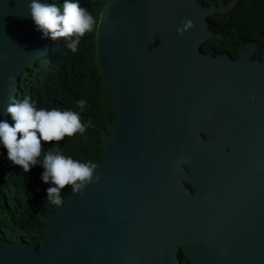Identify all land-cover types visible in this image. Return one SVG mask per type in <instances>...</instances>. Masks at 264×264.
<instances>
[{"label": "water", "instance_id": "water-1", "mask_svg": "<svg viewBox=\"0 0 264 264\" xmlns=\"http://www.w3.org/2000/svg\"><path fill=\"white\" fill-rule=\"evenodd\" d=\"M238 1H109L97 65L115 116L99 182L45 217L39 250L0 240V264H181L182 249L194 264H264V61L250 42L236 59L201 50L219 37L208 19ZM29 3L0 0V121L51 53Z\"/></svg>", "mask_w": 264, "mask_h": 264}, {"label": "trees", "instance_id": "trees-1", "mask_svg": "<svg viewBox=\"0 0 264 264\" xmlns=\"http://www.w3.org/2000/svg\"><path fill=\"white\" fill-rule=\"evenodd\" d=\"M110 0H78L94 17L92 31L81 38L76 53L66 49L64 38L51 41V53L29 66L21 76V93L17 100L30 97L37 110L53 108L61 111L71 110L81 116V122L91 120V126L83 133H76L52 144L42 142V154L49 148L58 147L65 156H71L81 162L97 163L103 156L102 142L110 131L115 112L108 99L97 65L96 31L97 25ZM218 0H197L201 6ZM226 5L230 0H220ZM64 0H50L62 6ZM76 2V0H74ZM209 30L219 37L201 49L203 52H228L233 57L247 41L262 43L256 55L264 54V0H239L235 8L227 14L213 18ZM260 34V36H259ZM259 44H257L258 46ZM85 100L86 106L81 112L78 101ZM9 124H12L11 116ZM19 138V137H18ZM44 169L39 164L29 173L14 165L6 149L0 144V240L17 243L24 240L40 249L47 230L44 219L60 205L46 200L47 189L51 186L42 179ZM66 186L61 191L64 197L71 190ZM181 264H194L188 258L187 251L179 253Z\"/></svg>", "mask_w": 264, "mask_h": 264}, {"label": "clouds", "instance_id": "clouds-1", "mask_svg": "<svg viewBox=\"0 0 264 264\" xmlns=\"http://www.w3.org/2000/svg\"><path fill=\"white\" fill-rule=\"evenodd\" d=\"M28 15L37 31L53 40L64 38L67 41L66 49L72 53L77 52L81 38L92 31L95 24L94 17L80 6L78 0H64L62 6L30 0ZM193 27V21L186 19L182 21V27L177 29V34L182 37ZM9 83L14 84V77H9ZM77 103L82 112L86 101ZM6 113L11 116L13 123L0 121V144L6 149L8 159L24 173H29L38 164L43 167L41 179L51 185L46 197L51 204L64 203L60 194L66 186H71L73 194L83 196L89 185L99 182L100 177L94 176V163L74 160L71 156L63 155L58 147L49 148L43 154V159H39L43 150L42 142L52 144L53 141L63 140L65 136L83 134L91 126V120L82 123L80 114L71 110H37L28 96L22 101L10 102Z\"/></svg>", "mask_w": 264, "mask_h": 264}, {"label": "flooded vegetation", "instance_id": "flooded-vegetation-1", "mask_svg": "<svg viewBox=\"0 0 264 264\" xmlns=\"http://www.w3.org/2000/svg\"><path fill=\"white\" fill-rule=\"evenodd\" d=\"M212 3H214V4H216V5H220L221 4V1L220 0H218L217 2L216 1H214V2H211V3H209V5H205V6H201V7H208V6H210ZM230 13V12H229ZM221 16V14H217V15H214V16H212V17H210L209 19H208V22L210 23H214V22H212V19L213 18H218V17H220ZM209 23H208V25H209ZM259 36H260V34H259ZM214 39H217V38H214ZM212 42V39L210 40V41H208L207 43H205L203 46H206V45H208L209 43H211ZM247 42H250V43H252V44H254V45H256V47L258 48V50H257V52H256V54L258 53V51H260V46L262 45V43H259L257 40H255V42H251V41H247ZM257 44H259L258 46H257ZM244 45V44H243ZM242 45V46H243ZM202 46V47H203ZM242 46H240V49H241V47ZM240 49H238L237 50V56L236 57H233L232 55H230L228 52H219V53H212V52H204V53H206V54H213V55H218V54H229L232 58H234V59H236L237 57H238V52H239V50ZM202 50V49H201ZM203 52V51H202ZM254 55V59H257V60H260V61H264V54L261 56V59H260V57H259V55Z\"/></svg>", "mask_w": 264, "mask_h": 264}]
</instances>
